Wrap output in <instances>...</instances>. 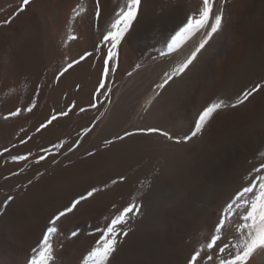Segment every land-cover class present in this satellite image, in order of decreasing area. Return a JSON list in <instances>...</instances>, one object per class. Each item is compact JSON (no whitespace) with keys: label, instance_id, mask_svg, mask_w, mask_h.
I'll return each instance as SVG.
<instances>
[{"label":"bare ground","instance_id":"bare-ground-1","mask_svg":"<svg viewBox=\"0 0 264 264\" xmlns=\"http://www.w3.org/2000/svg\"><path fill=\"white\" fill-rule=\"evenodd\" d=\"M18 1L20 0H11L10 4H6V2L0 7L2 12L0 21L3 22L5 20L3 17L7 18L11 12L13 13L8 19L19 14L18 7L13 10ZM93 2L94 0H31L26 11L19 17V23L17 21L11 23L16 32L14 38L9 30L3 28L0 30L1 117L6 116L10 109L9 101L11 104L12 101H15L19 106L23 105L22 109L25 105L29 107L35 105L32 112H39L40 119L37 123L40 125L54 111L59 112L66 106L75 104L79 96L75 90L77 85L81 86L80 91L83 93L79 96V105H84V107L90 105V99L101 70L100 65L94 68L92 57L86 59V65L83 67L74 64L58 80L55 79V76L68 63L92 50L93 45L98 42L101 31L111 19L112 9L123 0H102L103 19L101 21H94L92 17ZM199 4L200 0H142L138 20L133 24L126 36V42L122 45L119 67L115 73L116 81L110 91L116 93L113 101L111 99L112 103L108 106L107 116L111 125L124 118L121 124L126 125V131L134 130L133 128L128 129L133 125V122L126 112L132 96L141 86L145 75L156 71L160 66L159 62H162L156 59L154 47L163 45L171 39L185 22L186 16ZM224 9L223 30L209 42L206 50L198 57V61L194 62L195 67L182 77L172 81L165 89L157 88L152 93H148L147 98L145 95V100L140 103L141 105L139 104L137 118H140L144 123L157 125L164 122L168 116L177 113L193 119L198 111L214 100L230 97L229 102L235 103L237 96L243 90L251 89L254 84L264 82V0H227ZM39 17L48 19L52 25L50 33H36ZM2 22H0L1 25ZM77 23H79L78 26ZM150 27L152 28L151 32ZM72 36H75L76 39H70ZM142 38L145 41L141 42ZM202 38L203 34L201 33L194 39L195 42L191 40L192 42L188 41L185 44L183 52L181 51L182 53L179 55L182 62ZM126 65V69H123ZM128 72H132V75L129 76ZM40 85H43L41 93H35L39 90ZM147 88L148 86L146 90ZM137 94L139 97L141 96L139 92ZM31 96L34 98L31 99ZM136 109L138 108L136 107ZM223 115L227 118L218 122ZM260 118H264V90L254 94L247 102L235 108H223L215 113L210 118L204 133L197 137L196 140L199 141L193 140L184 146L185 152L193 157L194 172L212 166V157L222 153H224L222 156L223 169H226L228 167L227 150L239 141H243L248 155L254 156L259 151H263L264 124L261 128H253L252 124ZM20 122H22L20 127L23 126V128H19V130H26L29 118ZM11 123L8 119L0 121L2 137L8 133ZM69 125L70 121L67 119L56 121L54 126H49L37 134L38 144L44 137L47 142L52 141L56 133L66 131ZM79 133L80 128H77L74 135L76 145L70 151L72 156L76 155V150L81 143V137H78ZM146 137L149 136L137 134L127 137L116 142L113 147L120 150L134 149L146 141ZM232 152L236 161L246 162L244 151L234 149ZM110 155L111 152L100 150L95 153L94 157L104 159ZM64 160L65 158L62 159V161ZM69 162L73 164L66 167L56 165L52 169L51 176L41 181L42 188L49 186L47 190L52 191L44 194L42 198L26 203L22 208L11 203L4 210V214L0 215V264H10L5 259L3 246H7V252H9L15 245L22 246L27 240L42 236L48 226L49 219L59 210L64 209L73 199L85 194L90 186L111 182L121 177V172L109 168L111 164L106 162L104 163L105 170L98 172L101 173L100 177L93 175L90 178L79 179L75 184L65 189H56L59 183L57 180L62 175L72 167L88 165L89 158L80 155L71 158ZM8 168L9 165H6L3 171ZM114 191L116 189L110 188L105 195L97 196L91 203L96 204L94 210L91 209L94 218L107 221L112 216V210L109 211V208L116 196ZM19 220L24 222L23 226ZM70 221L69 219L64 222L61 228L70 227ZM22 227L24 228L20 234L16 228ZM21 237H23V241ZM95 239L96 236L91 239L89 236L80 243L78 240L73 241L71 246L77 244L78 248L76 247V249L85 255ZM56 250L55 248V264H66L68 247L62 255H59ZM157 254L158 247L151 251V255L155 259H157ZM255 256L261 264H264V251ZM27 259L19 260L16 264H26ZM109 264H122L121 258H112Z\"/></svg>","mask_w":264,"mask_h":264},{"label":"rangeland","instance_id":"rangeland-1","mask_svg":"<svg viewBox=\"0 0 264 264\" xmlns=\"http://www.w3.org/2000/svg\"><path fill=\"white\" fill-rule=\"evenodd\" d=\"M10 2L11 0H0V7L4 3L10 4ZM19 5L20 1L16 2V6L13 7V10L19 7ZM23 12H19L16 16H11V23L13 21L19 23V17ZM1 13L0 10V18H2ZM12 13L13 12H11V14ZM11 14L9 13L7 18H3L8 19ZM11 23L7 26L0 27V30L2 28L9 30V33H11V36L14 38L16 32L13 29V25L11 26ZM78 24L79 23H77V26ZM50 30H52V25L49 23L48 19L39 17L36 33H50ZM149 30L151 32L152 28L150 27ZM200 34L201 33H197L196 36L190 38L185 36L183 40H186V42H182L179 50L172 54H168L169 44L172 42L171 39L163 43V45L154 47L156 59L162 62H159V69L157 68L156 71L147 73L144 80L141 81V86L135 93L137 94V92H139L141 96L139 97V94H134V97L132 96L129 102L130 106L128 105L126 114L128 113L127 116H129L130 120L133 122V125L128 128L134 129L131 132H138L139 129H146L153 126L166 128L173 132V134L181 136L188 132L193 119L185 117L183 114L177 113L170 115L164 122L158 125L144 123L140 118H137L138 115L136 114H138L140 103H143L142 101H144L153 90L157 89V85L163 82L165 73H170L180 62L182 63V59L179 55L183 52L185 44H187L188 41L192 42L191 40L195 42L194 39ZM143 41H145L144 38H142L141 42ZM92 63L93 66H95L94 68H96L97 65L101 67V63L95 59H93ZM84 65H86V60L75 66L83 67ZM126 67L127 65L123 67V69H126ZM115 81L116 75L114 74L108 80V88L110 90ZM147 86L148 88L146 90ZM96 87L97 84L95 89ZM80 88L81 86L79 85L75 88L79 96L83 95ZM42 89L43 85H40L39 90L35 93H41ZM93 93L90 99V105L85 107L84 105H79L80 98L79 96L77 97L75 101L76 107L75 109L73 108L72 113H70L71 116L62 118L70 121L69 128L61 133H56L53 140L50 142H47L45 137L40 144L37 142L38 133L35 129L39 126L37 123L40 119L39 112H28L26 115L27 111L25 110L22 111L19 116L7 118L12 122L11 128L8 129V133L5 137H2L0 134V153H4L0 156V202H3L8 195H11L15 198L12 203L18 208H22L26 203L42 198L44 194L52 190H47L49 186L42 188L40 184L41 181L51 176L52 169L56 165L59 164L62 167H66L67 165L73 164L69 162L73 157L85 155L89 158V164L70 168L66 174L62 175L61 178L57 180L59 183L56 189L70 187L82 178H90L93 175L100 177L101 173L98 172L105 170L104 163L107 162L111 164L109 168L121 172V176L124 177L123 182L118 178L115 184L111 181L90 186L89 190L92 188L99 189L94 197L83 201L82 204L78 206V211L69 214L58 222L60 225L58 236L53 239L54 245H57V253L62 255L66 247H68L65 258L66 264H109L112 258L115 257H120L122 264H185V258L192 249L194 247H200L205 242L209 230L216 223L218 213L224 203L229 200L242 184L247 182V177L251 170L264 161V150L259 151L254 156L248 155L243 141H239L227 150L226 159L228 161V167L226 169H223L222 156L224 153H222L212 157V166L194 172L192 163L193 157L184 150V146L192 141H189L187 144L177 145L170 141H166L164 138L149 136L146 137V141L140 143L134 149H114V144L119 141L116 137L118 135L123 136L127 128L124 123L121 124L124 118H121L120 121L111 125L109 117L107 116L108 106L112 103L116 93L110 92L100 95L99 101L102 103H99V106L96 108L91 107ZM145 95L146 97L144 98ZM32 98L34 97L31 96V99ZM9 107L10 109L7 111L6 116H0V121H7L6 117H9V113L17 108L22 109L23 105L19 106L15 101H12L11 104L9 101ZM81 107L85 108L86 111L80 112L79 109ZM136 107L138 109H136ZM25 118H29V122L26 125V130L21 131L19 128H23V126L20 127L22 125L20 121H23ZM226 118L227 116L223 115L218 122ZM252 124L253 128H261L264 124V118H260ZM77 128H80L78 137H81V143L76 150L77 153L75 152L76 155L72 156L70 151H66V149L69 145H71L72 149L75 148L76 142L74 140V135ZM88 128H91L92 131L85 135V129ZM256 132L255 135L257 134ZM29 136H31L32 139L28 140L26 144L20 143L21 140H27ZM196 139L197 138H194L196 142L199 141ZM106 140H112L114 143L110 145L106 144ZM57 143H63L64 147H53V145ZM45 148L48 151H44ZM5 149H8V151L5 152ZM234 149H240L246 153V162L236 161L234 159L232 152ZM100 150L111 152V155L104 159H96L94 155H88L90 151L96 153ZM17 154L27 155L29 159L25 162L17 163L12 160V156ZM40 155L46 156L47 159L37 164L36 160ZM63 158H65L64 161H62ZM6 165H9V168L3 171ZM21 167H23V171H21ZM13 172L19 174L12 175ZM5 177H7V179ZM73 179L75 180L73 181ZM30 180L31 184H29ZM110 188L116 189V191L113 192H116V196L109 208V211L112 210V216H114L118 210L131 203L138 204L140 206V212L139 214L130 215L128 223L122 226L125 231H128V236H121L119 238L120 245L118 250L112 255L109 261H102L94 258L92 252L95 251L97 247L96 241L100 235V233L96 232V229L97 227H103L108 220L103 221L101 218H94L91 209L94 210L96 204L91 203L94 202L97 196L102 194L105 195ZM86 194L87 192L84 195ZM89 201L90 203H88ZM69 219L71 220L70 227L66 229L63 228L64 231H62L63 229L61 227H63V223ZM19 223H21L22 226L24 224V222L20 220ZM23 228L24 227L16 228V231L21 234ZM117 230H119V228ZM73 232L76 233L75 236L72 235ZM89 236L90 239L96 236V239L89 248L88 254L82 255L79 253L76 249V247L78 248L77 244H72L73 246H71L73 241L78 240L80 243ZM21 238L23 241V237ZM40 238L41 236L35 239H29L22 244V246L15 245L14 248H12L13 250L11 249L9 252H7V246H3L5 259L8 260L10 264H16L19 260L30 258L32 255L31 250L33 247L37 246ZM233 242L240 243L241 245L243 244L242 239ZM157 247L158 254L157 259H155L152 257L151 251ZM249 264L261 263L257 259V256H254Z\"/></svg>","mask_w":264,"mask_h":264},{"label":"snow or ice","instance_id":"snow-or-ice-1","mask_svg":"<svg viewBox=\"0 0 264 264\" xmlns=\"http://www.w3.org/2000/svg\"><path fill=\"white\" fill-rule=\"evenodd\" d=\"M31 0H20L18 12H23L30 5ZM227 0H200L199 6L186 16V20L179 30L171 37V44H169V53L172 54L179 50L185 36L194 37L197 33H202L203 38L194 47V50L180 63L173 68L170 73H165V78L162 83L157 85L159 89H165L170 82L182 77L187 71L195 67L198 57L206 50V46L213 37L221 32L224 28V5ZM142 0H123L122 3H117L116 7L112 9L111 19L107 26L103 28L98 38V42L93 45L91 51L82 54L79 59L68 63L58 74L55 79H59L64 73L68 72L74 64H79L88 57L99 61L101 63V71L97 83V87L93 93V101L91 107L99 106L100 95L110 93L108 88V80L119 67V59L122 45L126 42V36L129 34L133 24L138 20L141 13ZM92 17L94 21H101L103 19L102 0H94L92 7ZM79 14V13H78ZM11 23L10 19H5L0 26H7ZM70 39L75 40L72 36ZM115 65V67H114ZM137 67H139L137 65ZM129 76L132 72L127 73ZM264 90V82L254 84L251 89L243 90L237 96L235 103H230V97H222L214 100L201 111H198L193 118L192 125L188 132L181 135L173 134L170 130L158 126L148 127L146 129H139L134 133L126 131L123 136H117V140H124L127 137L134 135H156L163 137L166 141L173 144H187L193 141L194 138L202 135L215 113L223 108H235L240 104L245 103L254 94ZM35 92V89H34ZM159 95V93H157ZM243 97L242 99L240 97ZM35 105L31 107L25 105L23 109L17 108L9 113V117H16L22 111L32 112ZM75 104L66 106L65 109L59 112H53L44 122H42L35 131L37 133L49 126H54V123L62 118L69 116L72 113ZM80 112L86 111L81 107ZM92 129H85V135L91 132ZM32 137L29 136L27 140H21V144H26ZM106 144H113L114 141L106 140ZM15 147V145H14ZM55 148H63V143L54 144ZM71 145L66 151H72ZM5 152L8 149L4 150ZM44 151H48L46 148ZM4 153H0L2 156ZM89 156L95 155L93 152H88ZM29 159L27 155H14L12 160L17 163L25 162ZM47 159L46 156L40 155L36 160L39 164ZM21 167V171H23ZM19 173L13 172L12 175ZM7 179V177H5ZM123 182L124 177H120ZM117 183L116 180L112 181ZM31 184V180L29 181ZM99 191L97 188H92L87 191V194H81L78 198L73 199L63 210L55 213L48 222L46 230L42 233L40 240L36 247H33L32 255L26 260V264H55L57 245L53 243V237L58 236L59 223L62 218L69 214L78 211V206L83 201L94 197L95 193ZM14 197L8 195L3 202H0V215L4 214V210L14 201ZM140 206L136 203H131L128 206L118 210L103 227H97L96 232L100 233L96 241L97 247L92 252L94 258L102 261H109L112 255L118 250L120 245V237L128 236V231L122 227L128 223L130 215L139 214ZM119 228V230H117ZM76 235L75 232L72 233ZM243 240V244L234 243L233 241ZM264 251V161L259 166L254 167L248 174L247 182L236 190L228 201L221 207L216 223L209 230L205 242L200 247H194L192 251L185 258V264H249L250 260Z\"/></svg>","mask_w":264,"mask_h":264}]
</instances>
